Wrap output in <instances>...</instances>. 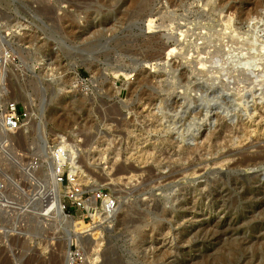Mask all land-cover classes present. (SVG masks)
Returning <instances> with one entry per match:
<instances>
[{"label":"rangeland","instance_id":"obj_1","mask_svg":"<svg viewBox=\"0 0 264 264\" xmlns=\"http://www.w3.org/2000/svg\"><path fill=\"white\" fill-rule=\"evenodd\" d=\"M0 19L36 121L0 144V264H264V0H0ZM58 134L119 207L66 210L79 244L33 215Z\"/></svg>","mask_w":264,"mask_h":264},{"label":"built area","instance_id":"obj_2","mask_svg":"<svg viewBox=\"0 0 264 264\" xmlns=\"http://www.w3.org/2000/svg\"><path fill=\"white\" fill-rule=\"evenodd\" d=\"M3 25L0 19V100L6 101L4 105L0 102V144L9 146L10 137L27 128L33 114L26 105L9 98V76L19 65L11 48L3 40ZM12 67L15 69L11 72ZM51 144H48V148L52 147L50 154L53 175L56 183L62 188V212L81 210L84 218L91 220H97L100 216L106 220L113 218L118 205L116 198L102 188L89 189V186L83 183L85 176L79 163L81 155H71L70 149L60 143ZM33 162L31 169L36 168L37 159ZM34 179L38 180L35 177ZM4 187V180L0 177V196H3ZM97 213L99 215L96 217ZM69 250L73 264H85V257L79 250Z\"/></svg>","mask_w":264,"mask_h":264},{"label":"bare ground","instance_id":"obj_3","mask_svg":"<svg viewBox=\"0 0 264 264\" xmlns=\"http://www.w3.org/2000/svg\"><path fill=\"white\" fill-rule=\"evenodd\" d=\"M64 1V0H63ZM146 2V1H145ZM64 3V2H63ZM91 3V2H90ZM41 7V6H40ZM139 8V7H138ZM42 9V8H41ZM45 11H47V10H45ZM43 12V11H42ZM152 15V14H151ZM147 17V16H146ZM145 17V18H146ZM158 18V17H157ZM148 24V27L147 28H151L152 26H153V23H154V18L153 17H151V18H149L148 19V22H147ZM155 24V23H154ZM157 24V23H156ZM23 25V23H21L19 26L21 27ZM23 27H24V25H23ZM23 29V28H22ZM185 32V31H184ZM5 34V33H4ZM3 34V40L4 41H6V39H5V37H6V35H4ZM7 37H8V35H7ZM8 41V40H7ZM8 43V42H7ZM9 46V45H8ZM125 72V71H124ZM122 73H123V71H122ZM124 74V73H123ZM124 75H126V77L129 75L128 73H125ZM12 100H14V99H12ZM3 101V103H2V105H4L5 104V100H2ZM16 101V100H15ZM0 102H1V100H0ZM43 113L46 111V108L44 107L43 108ZM36 122V121H35ZM35 122H34V117H31V120H30V123H29V125L30 126H34L35 127ZM46 123V122H45ZM37 126H38V123H37ZM37 130V129H36ZM57 139H62V140H59V141H61L62 143H61V145H64V146H66L68 149H70V151H71V155H78L77 154V151L75 152L74 151V149L73 150H71V147H69V145L67 144V141L64 139V137H63V135H61V134H58L57 135ZM51 149H52V147H50V149H48L50 152H51ZM50 152H49V161H48V169H47V179H48V181H47V185H48V191H46L45 193H40V197L38 196V197H35L36 199V201L35 202H37L38 201V199L39 198H41L42 196H44V199H42L43 200V202H42V204H40V205H36V206H32V207H34L35 208V210H33L34 211V213H33V215L35 214V216L37 217V219H38V222H40V223H42V224H44V223H47V222H45V220L46 219H48L49 221H50V218H51V222L49 223L48 222V224H50V225H55V226H58L59 224H61L62 223V221L64 220V219H66L67 218V216L69 217V219H70V225H71V227L73 228L72 230L73 231H71V234H68L69 235V244H71L70 242H71V240L72 239H74V240H76V242H77V244H79V243H81V241H82V239H81V237L83 236V235H81L80 234V232H83V231H85V229H87L88 227H89V225H88V223L84 220V219H81V220H75L74 218H76V217H73V216H71V215H67L65 212H62V195H61V193H60V187H59V185L56 183V181H55V177H54V175H53V168H52V161H51V154H50ZM242 154V153H241ZM250 157V156H249ZM243 162V161H242ZM108 173H110V172H108ZM108 173L106 174V175H108ZM44 176H46V175H44ZM133 176V174H129V175H124V176H122L121 175V177L120 176H118V179H119V177L120 178H122V177H125V178H127V179H130L131 177ZM114 178H117L116 176L115 177H113V179ZM110 179H112V178H110ZM114 180H116V179H114ZM46 182V181H45ZM35 183V182H34ZM109 183H111V181L109 182ZM43 189V188H42ZM42 194H45V195H42ZM34 198V197H33ZM41 201V200H40ZM31 208V207H30ZM33 208V209H34ZM119 207H117V209H118ZM6 211V210H5ZM1 212V211H0ZM30 212V211H29ZM198 214V213H197ZM203 216V215H202ZM71 217V218H70ZM73 217V218H72ZM216 219V218H215ZM213 222V221H212ZM63 223H65V222H63ZM68 223V222H67ZM225 223H226V221H225ZM210 227V226H209ZM91 228V227H90ZM198 228V227H197ZM213 228V227H212ZM71 229V228H70ZM203 229V228H202ZM91 230V229H90ZM201 230V229H200ZM88 230H86V232H87ZM217 232V231H216ZM68 233V232H67ZM70 233V232H69ZM258 233V232H257ZM95 234V233H94ZM209 234V233H208ZM214 235V234H213ZM207 240V239H206ZM89 241V240H88ZM214 241V240H213ZM83 242V241H82ZM68 244V245H69ZM240 244V243H239ZM248 245H249V243H248ZM253 245V244H252ZM80 247H81V245H79ZM86 246V245H85ZM89 246V245H88ZM98 248H99V242H98V240H95V243H93V246H92V248H91V251L92 252H89L88 253V259L91 261V263H93L95 260H97L98 258H99V255H100V253H99V251H98ZM249 248V247H248ZM244 249V248H243ZM166 251V250H165ZM86 254V253H85ZM87 255V254H86ZM86 255H85V257H86ZM251 255H253V254H251ZM254 257H255V255H254ZM253 257V258H254ZM250 258V257H249ZM252 258V259H253ZM258 258H260V257H258ZM68 260H72V258H71V254H70V252H69V254H68ZM246 260H249L248 258L246 259ZM245 262V261H244ZM263 262V261H262ZM246 263V262H245ZM248 263V262H247ZM225 264V263H224ZM242 264H244V263H242ZM255 264V263H254Z\"/></svg>","mask_w":264,"mask_h":264}]
</instances>
